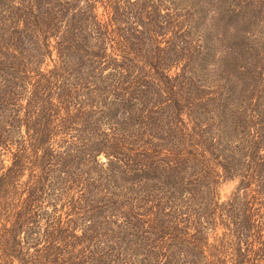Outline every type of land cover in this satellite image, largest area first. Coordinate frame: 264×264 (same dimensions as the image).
Masks as SVG:
<instances>
[{
  "label": "trees",
  "instance_id": "obj_1",
  "mask_svg": "<svg viewBox=\"0 0 264 264\" xmlns=\"http://www.w3.org/2000/svg\"><path fill=\"white\" fill-rule=\"evenodd\" d=\"M0 264H264V0H0Z\"/></svg>",
  "mask_w": 264,
  "mask_h": 264
},
{
  "label": "rangeland",
  "instance_id": "obj_2",
  "mask_svg": "<svg viewBox=\"0 0 264 264\" xmlns=\"http://www.w3.org/2000/svg\"><path fill=\"white\" fill-rule=\"evenodd\" d=\"M235 185L236 182L232 180L222 182L219 187V193L222 200L229 196V194L234 190Z\"/></svg>",
  "mask_w": 264,
  "mask_h": 264
}]
</instances>
